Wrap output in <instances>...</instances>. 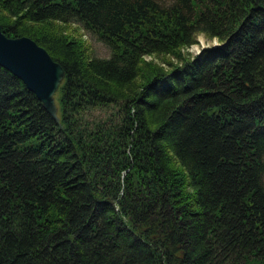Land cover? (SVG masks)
I'll return each mask as SVG.
<instances>
[{
    "label": "trees",
    "instance_id": "1",
    "mask_svg": "<svg viewBox=\"0 0 264 264\" xmlns=\"http://www.w3.org/2000/svg\"><path fill=\"white\" fill-rule=\"evenodd\" d=\"M0 24L65 69L57 120L0 64V264H264V0H0Z\"/></svg>",
    "mask_w": 264,
    "mask_h": 264
},
{
    "label": "water",
    "instance_id": "2",
    "mask_svg": "<svg viewBox=\"0 0 264 264\" xmlns=\"http://www.w3.org/2000/svg\"><path fill=\"white\" fill-rule=\"evenodd\" d=\"M0 64L22 78L43 106L59 120L54 92L65 69L45 46L28 34L9 35L0 24Z\"/></svg>",
    "mask_w": 264,
    "mask_h": 264
},
{
    "label": "rangeland",
    "instance_id": "3",
    "mask_svg": "<svg viewBox=\"0 0 264 264\" xmlns=\"http://www.w3.org/2000/svg\"><path fill=\"white\" fill-rule=\"evenodd\" d=\"M73 24H77L80 26L79 29L81 31V34L85 41L88 43L91 53H96L99 55L108 54L109 47L103 42L101 38L98 37V35L93 30L83 26L79 21H73ZM213 38L217 40L215 36L209 37L203 32H199L197 34V41L192 42L190 45H188L187 49H189L192 53H195L199 51L203 46L211 44ZM111 110L112 107H95L93 108V113H91L90 115H100L102 118H104Z\"/></svg>",
    "mask_w": 264,
    "mask_h": 264
},
{
    "label": "clouds",
    "instance_id": "4",
    "mask_svg": "<svg viewBox=\"0 0 264 264\" xmlns=\"http://www.w3.org/2000/svg\"><path fill=\"white\" fill-rule=\"evenodd\" d=\"M216 44H217V40L215 38H213L212 43L205 45V47L211 48L213 45H216Z\"/></svg>",
    "mask_w": 264,
    "mask_h": 264
},
{
    "label": "bare ground",
    "instance_id": "5",
    "mask_svg": "<svg viewBox=\"0 0 264 264\" xmlns=\"http://www.w3.org/2000/svg\"><path fill=\"white\" fill-rule=\"evenodd\" d=\"M63 78V77H62ZM30 89V88H29ZM57 89V88H56ZM33 91V90H32ZM34 92V91H33ZM55 96V95H54ZM56 101V100H55ZM57 110H58V107H57ZM57 114H58V111H57ZM58 117H59V115H58Z\"/></svg>",
    "mask_w": 264,
    "mask_h": 264
}]
</instances>
